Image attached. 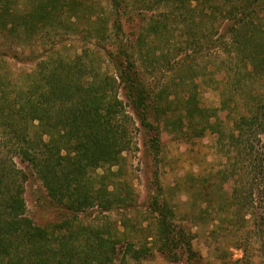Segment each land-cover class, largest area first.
<instances>
[{
	"label": "trees",
	"instance_id": "obj_1",
	"mask_svg": "<svg viewBox=\"0 0 264 264\" xmlns=\"http://www.w3.org/2000/svg\"><path fill=\"white\" fill-rule=\"evenodd\" d=\"M17 1L0 0V38L16 46L30 42L46 26L64 29L70 24L71 29V18L80 19L77 12L90 0H32L21 9ZM106 1L113 22L103 11L94 22L88 17L84 37L104 40L112 29L114 50L106 53L114 74L93 69L97 57L84 51L70 61L41 56L33 70L11 77L0 55V264H127L153 250L172 263L210 264L201 261L190 233L175 222L174 209L158 195L150 201L154 226L145 236L148 246L135 248L120 230L125 223L106 217L89 220L95 207L105 213L127 206L108 176L95 179L91 173L115 166L130 149L128 110L150 132L147 146L155 157L161 124L181 131L184 139L208 132L224 140L235 184L228 201L231 211L247 203L252 208V191L244 194V183L258 179L264 190V0ZM154 7L157 13L144 12ZM127 12L137 16L131 42L119 36L120 16ZM211 50L218 52L214 69L207 72L206 62L199 59ZM155 73L161 74V82H149ZM206 78L223 83L224 91L229 85L217 107L201 105L198 87ZM230 113L236 117L226 129ZM26 169L67 215L43 225L26 215ZM154 184L161 191L157 176Z\"/></svg>",
	"mask_w": 264,
	"mask_h": 264
},
{
	"label": "rangeland",
	"instance_id": "obj_2",
	"mask_svg": "<svg viewBox=\"0 0 264 264\" xmlns=\"http://www.w3.org/2000/svg\"><path fill=\"white\" fill-rule=\"evenodd\" d=\"M30 1L32 0H18L17 6L20 9L30 7ZM153 10L158 12L156 7L144 12L149 15L155 12ZM102 11L108 15L112 23V10L107 1L90 0L83 3L77 12L80 19L71 18L73 23L71 29L70 24L67 25L61 18L60 22L67 25L68 29L65 26L64 29H59L57 27L59 25H55L56 29L46 26L43 32L38 33L30 42L28 40L18 46L13 45L11 39L0 38V55L6 58V72L8 71L11 77H16L33 70L41 56H61L64 60L70 61L86 51L97 57V62L92 65L93 69L101 74H114L106 53L107 50H114L112 29L107 32L108 37L104 40L93 35L89 38L84 37L89 30L87 18L94 22L96 16H101ZM135 12H127L120 16L119 36L123 41L131 42L135 38L137 32L135 26L137 16H133ZM90 27L99 28L96 23H91ZM54 30H57V33ZM176 33L178 32H174V35ZM217 52L211 50V54L208 56L206 54L204 60L199 59L201 64L206 62L207 72L214 69L213 55ZM15 54L18 59L14 60L10 56ZM220 57L224 58L222 55ZM156 74L155 79L152 76L153 80L149 82L154 83L157 79L161 82L159 79L161 74ZM167 78L170 80L169 75ZM223 86H225L223 83H210L207 78L203 79L198 87L201 105L205 108L219 106L221 95L224 93L227 95L226 90H229V85L225 91ZM170 89L176 92L173 87ZM119 96L124 102L122 93ZM128 114L132 118L130 126L133 127L130 149L121 154L115 166L97 168L91 173V177L95 179L103 175L108 176V181L112 182L110 185L115 188L114 192L126 197L127 206H120L105 213H99L100 209L95 207L93 209L95 213L89 220L96 223L106 217L118 225L125 223L127 227L124 229L129 230L125 231L123 228L120 230L133 241L135 248L141 244L148 246L150 241L149 239L146 241L145 236L153 232L154 226L150 201L152 197L158 195L159 199L165 200L174 209L175 222L190 233L192 248L200 256L201 261L219 264L240 260V264L245 262L264 264V199H262L264 190L258 179L244 183L243 193L247 195L248 189L252 191V208L247 203L244 208L232 211L229 209L228 201L235 184L230 177L228 156L231 153L227 150L226 142L218 141L215 134L208 132L201 137L184 139L179 136L181 131L172 129L171 126L164 128V124H161L159 152L155 157L147 146L150 132L138 124L130 110ZM235 117L234 113H230V116L225 118L224 128L229 129ZM26 172L30 174L23 194L26 215L40 225L60 220L62 216L67 215L63 206L49 200L42 184L31 175V171L26 169ZM155 176L158 178L161 191L155 187ZM127 264L184 263L183 261L172 263L153 250L151 256L139 261L127 260Z\"/></svg>",
	"mask_w": 264,
	"mask_h": 264
}]
</instances>
